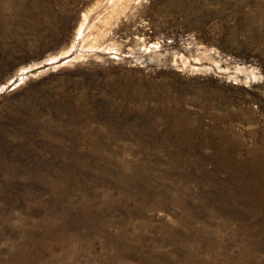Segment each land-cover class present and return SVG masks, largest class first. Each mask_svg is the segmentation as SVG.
<instances>
[{"label": "rangeland", "instance_id": "374dc122", "mask_svg": "<svg viewBox=\"0 0 264 264\" xmlns=\"http://www.w3.org/2000/svg\"><path fill=\"white\" fill-rule=\"evenodd\" d=\"M0 264H264V0H0Z\"/></svg>", "mask_w": 264, "mask_h": 264}]
</instances>
